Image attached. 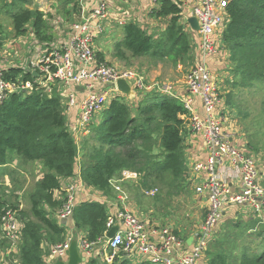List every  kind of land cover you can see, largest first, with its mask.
I'll list each match as a JSON object with an SVG mask.
<instances>
[{
  "label": "trees",
  "instance_id": "1",
  "mask_svg": "<svg viewBox=\"0 0 264 264\" xmlns=\"http://www.w3.org/2000/svg\"><path fill=\"white\" fill-rule=\"evenodd\" d=\"M70 3L72 12L77 13V0H66L62 9ZM182 4L181 0H159L151 10L154 19H167L166 27L158 35L149 34L134 22L122 26L123 37L115 45V57L167 60L174 66L190 60V32L180 22ZM65 13L71 15L70 11ZM225 13L227 21L221 41L230 53L229 71L238 79L232 82V87L247 88L264 81V0H229ZM11 18L16 36L25 35L26 26L31 24L38 40L53 39L42 12L19 7ZM5 79L33 84L31 91L8 94L0 104V168L12 162L10 154L14 153L19 161L37 162L44 169L29 196L30 217L19 213L22 223L19 264H45L49 247L63 243L66 238L65 227L53 217L65 201L55 197V193L60 192L62 180L75 175L79 148L68 130L63 101L56 88L47 95L37 84L38 77L20 68L6 69ZM100 114L101 121L91 130L95 144L89 152L90 161L80 171L86 186L108 195L110 179L124 170L142 174L146 183L155 178L167 179L169 184L183 180L186 111L179 99L153 92L144 95L132 109L124 97L117 95ZM9 209L18 211L0 198V225ZM262 213L264 216V209ZM254 216L259 219L261 215ZM72 220L76 233H84L87 243L98 244L104 239L108 207L101 202H82L74 207ZM257 223L260 220L249 221L244 230H253ZM237 225L240 226L239 222ZM73 238H77L75 234ZM215 242L210 246L215 245L212 249L219 251H207L204 264H264V250L259 254L245 250L235 259L234 253L226 254ZM85 264L107 263L91 257ZM112 264L133 263L115 257Z\"/></svg>",
  "mask_w": 264,
  "mask_h": 264
},
{
  "label": "built area",
  "instance_id": "2",
  "mask_svg": "<svg viewBox=\"0 0 264 264\" xmlns=\"http://www.w3.org/2000/svg\"><path fill=\"white\" fill-rule=\"evenodd\" d=\"M159 0H149L154 8ZM182 1V0H181ZM183 0L182 2H185ZM229 0H195L191 7L190 17H195L199 30L193 31L187 25L188 31L197 34L196 64L185 77L187 90L184 98L179 101L186 111V123L189 130L198 135L206 148V159L197 161L191 168V183L198 197L205 198V213L197 238L188 252H183L182 241L168 225L146 222L135 215L127 207L129 199L122 189V184L135 180L141 175L136 172L122 171L121 179L112 178L110 186L118 195L120 208L113 216H108L104 243L110 262L114 258H124L128 261L136 256L151 264H204V252L208 244L215 238L218 227L232 206L246 208L259 217L264 223V173L260 172L258 164L250 153L239 148L237 141L227 127L228 110L219 94V84L214 79L210 61L217 56V44L222 43L221 35L227 21L226 7ZM108 17L105 4L99 3L90 11L82 22L72 26V36L67 43L52 47L50 51L36 59L30 67H24V72H35L37 84L44 88L47 95L56 88L67 109L76 105L73 88L83 86L86 90L79 109L78 131L82 132L91 123L93 117L104 110L111 99L123 95L117 90L116 82L125 80L130 83L133 94L146 90L143 76L130 70L115 68L112 65L97 60L94 42L103 32V22ZM127 24L124 20L118 25ZM197 43V45H196ZM7 58L0 53V104L6 95L32 90L33 84L17 81L12 83L5 79L4 62ZM101 86L107 87L104 92ZM98 88V91H96ZM156 91L162 95L175 97L169 85L156 86ZM199 99L202 114L194 112V100ZM221 169L233 168L238 172L240 191L235 192L229 181L223 177ZM68 183L60 186V192L65 201L57 212L59 221L72 218L75 205V193L84 187L81 177L69 178ZM157 189L144 191L145 195L153 196ZM14 212V213H13ZM14 210H6L1 219L2 240L7 243L5 257L15 253L19 241L20 223L15 218ZM17 213V212H16ZM118 224V229L111 239L106 238L107 232ZM78 241V240H77ZM70 239L53 246L45 264H53L57 259L67 256ZM79 247L86 253L94 244L86 242L84 236L79 238ZM9 263V262H8ZM3 262L2 264H8Z\"/></svg>",
  "mask_w": 264,
  "mask_h": 264
},
{
  "label": "rangeland",
  "instance_id": "3",
  "mask_svg": "<svg viewBox=\"0 0 264 264\" xmlns=\"http://www.w3.org/2000/svg\"><path fill=\"white\" fill-rule=\"evenodd\" d=\"M20 2L21 0H0V40H3V38L9 39V41L17 39L15 33L12 31L11 14H14L19 7L27 8L31 11L42 12L52 30H54L53 27L57 28L60 24L64 23L65 20L67 21V25L70 24L71 21H74V19H70L65 15L62 9L65 0H24ZM155 21L157 25L150 26L149 24H144L143 29L149 34H160L162 28L167 24V19H156ZM26 28L32 31L31 24H28ZM119 32V28H113L110 34L111 38L109 39L110 44L107 43V45L103 46V54H105L104 56L106 58H104V63L113 65L115 68L133 71L144 78L147 76L148 80L156 74L158 76L155 77L154 82L157 86H172L173 84L177 86L178 80L184 83L186 74L196 64L197 48L195 46V40L197 34L195 33H189L191 45L190 60L186 61L184 64L174 66L167 60H156L152 58L132 59L129 58V55H126V59L115 57V45L120 40ZM28 33L23 37L26 38V40L32 37V35ZM100 57L103 58L101 53ZM229 58L230 53L227 46L224 45V43H218L217 56L212 59V63L210 64L213 76L215 75L219 79V94L224 102V108L228 110L227 129L234 136L239 148L253 155L259 169H264V81L256 82L247 88L241 86L232 87V82H237L238 79H236L237 77L234 79L232 72L229 71L231 65ZM12 62L16 63L15 60ZM222 73L225 75L228 73L230 77H226L223 86H220L222 82L220 79L221 75H223ZM145 81L148 84L146 79ZM156 89L157 88H155V90ZM100 115L99 113L93 117L91 121L93 122L95 120L93 125H96V121H98ZM93 125L89 126V130L94 127ZM88 135L91 139L92 131ZM77 143L78 148L81 149L84 144L83 139L78 140ZM94 144L95 142H93V140H91L90 143L88 142L87 149L91 151ZM156 152H159V150ZM22 164L23 162L18 160L13 169L5 167L0 174V198H2L7 205H13L17 208L18 211H16L17 213L15 212V218L17 222L20 223L21 227L22 223L19 213L23 212L30 217L29 196L35 191V175H38V173L34 174L33 172L35 166L28 170V167ZM5 173L8 179L5 178ZM25 175H27V177ZM140 175L141 176L137 179L129 180L122 184L129 198L136 202L135 204L138 211L146 212L160 222L173 224L175 232L184 237L190 230L197 227L202 222L203 210L195 197L194 187L188 185L185 175L183 180L176 184H169L167 179L160 180L156 178L148 179L146 183L143 175ZM116 178L121 179V174ZM150 189H157L155 195L148 196L144 194V191H149ZM58 197H62L61 193L57 198ZM237 209L238 208L232 209L231 214L233 215H227L224 218L223 222L218 227L215 235L217 241H215L220 244L221 250L226 254L234 253L235 259L239 258L245 250L259 254L264 250V223H257V226L253 230L245 231L244 226L249 221L259 219L254 216L255 213H253V211ZM58 211L59 210H56L53 216L57 221ZM237 222L240 224L239 227ZM0 236L2 240L3 233L1 225ZM67 238H65V240ZM215 241L207 246L204 252V261L207 257V251H219L212 249L215 245L212 247L210 246ZM21 242L22 237L20 230L19 241L17 243L18 249L20 248ZM3 245L4 248L7 247L6 242ZM216 247L219 248L218 246ZM16 254L17 251L4 261L14 262L17 257ZM106 254H108V251H106ZM2 256L0 252V257ZM100 261H103L101 256ZM110 264H112V262H110Z\"/></svg>",
  "mask_w": 264,
  "mask_h": 264
},
{
  "label": "crops",
  "instance_id": "4",
  "mask_svg": "<svg viewBox=\"0 0 264 264\" xmlns=\"http://www.w3.org/2000/svg\"><path fill=\"white\" fill-rule=\"evenodd\" d=\"M77 2H78V7H79V11L77 13L72 12V4L71 3L66 5L65 10H64V12L65 11L71 12L70 16L67 15L66 13H65V15H67L70 19H74V21L73 22L71 21V23L67 25V23H66L67 21L65 20V22L60 24L57 28L53 27L54 30H52V29L50 30L52 35H53V39H51L50 42L38 40L35 37L33 31H29V30H27V32L25 33V35H26L29 32L28 34L32 35V37L29 40H26V38H23L25 35L16 36L17 39H14L11 41H9V39H5V38H3V40H0V53L4 57L7 58V61L4 62L3 68L6 70L8 68L14 67V68H20L23 70L24 67H27V68L30 67L32 63L36 62V59L38 57H41L44 54H46L48 51L51 50V48L53 46L56 47L59 44L67 43L72 36V26L76 23L82 22V20L87 16V14L90 11H92L93 9H95L99 3L105 4L107 7V10H108V17L103 22V32L94 42L95 56L97 57V60L102 62V63H104V58H105V56H104L105 54H103V50H104L103 46H105V45H107V43H109V39L111 38L110 34H111L112 29L115 27L119 28V30H120V32H119L120 33V40L119 41H121V39L123 37L122 28H121L122 26L118 25L119 21L124 20L125 23L126 22L127 23L134 22V23H137L141 28H144V24H149L150 26L151 25H153V26L157 25V23L155 21L156 19L151 17V10L153 9L152 8L153 6L149 2V0H77ZM194 2H195V0H186L182 4V17H181L180 22L182 25H184L186 27L187 30H189L187 28V25H189L187 20H188V18H190L191 7L194 4ZM165 27H166V25L164 26V28ZM164 28H162V30H164ZM12 31H13V27H12ZM189 32L192 33L191 31H189ZM4 40H6V41H4ZM23 48H24V51H23ZM100 53L102 54L103 58L100 57ZM13 60H15L16 63L15 62L13 63L12 62ZM211 63H212V60L210 61L209 65ZM227 72H228V70H227ZM34 73L35 72H33V74ZM227 74L221 75L220 79L222 80V82L220 83V86H223V82L225 81L226 77H229V74L228 75ZM35 76L37 77V74ZM157 76L158 75L154 74L153 77L150 78V80L147 79V76L144 78L148 81V84L145 81L146 90L141 92V97H140V93H137V94L134 93L130 96L123 94L122 97H124V101L126 102V104L128 106H130L132 109H135L144 95L150 94L153 92L156 93L157 91L155 90V88L157 85L154 82V80H155V77H157ZM214 79L217 80V82L219 84L218 77H216L214 75ZM174 86H176V85L173 84L171 86L173 95H175V97H177L178 99H179V97L184 98V96L187 93V90H186V87H185V84L183 83V81L179 82V80H178L177 86L176 87H174ZM73 90H74V94L76 97V105L74 107H72L71 109H69V108L67 109V107L65 105V101H63V105H64V109H65V117H66L68 130L72 134L76 143L78 140H82V139H83V143H84L82 148L79 149L77 165L75 167V175L73 176L74 178H78V177L80 178V171H81L82 165L87 164L90 161L89 160V152L90 151L87 149V146H88V142L89 143L91 142V139H90V136L88 134L92 130V129L89 130V126H92L93 123L95 122V120L93 122H91L85 130L82 129V132L78 131V124H79L78 120H79V114H80L79 105H80V101H81L83 95H85V93H86V90H84L83 86H76L73 88ZM99 90L100 91H98V88H96V91L104 92L105 90H107V87L100 85ZM194 112L198 115L202 114V106H201V101L199 99L194 100ZM99 121H101V115L98 118V121H96V125L99 123ZM77 146H78V143H77ZM182 147H183L184 160H185V162H184L185 163V171H186L185 177L187 179L188 185L193 186V184L191 183V168L195 162L204 161L206 159V148H205V145H204L202 139L198 135L193 134L189 130L187 123L185 124L184 132H183ZM10 155H12L13 160L10 164L6 165L5 167L6 168L9 167V168L13 169L14 166L17 164L19 159L15 156V154H10ZM22 165L27 166L28 170L31 169L33 166H35L34 167L35 170L33 172H34V174L38 173L37 176L35 175V181L36 182L39 179H41V177L44 174L43 167L41 166V164H39L37 162H31V163H24L23 162ZM5 167H1L0 172ZM220 171L223 174V177H225L229 181L232 189L235 192H239L240 187H239L238 172L233 168H230V169H221L220 168ZM260 172L264 173V169L261 168ZM4 176L6 179H8V177L6 176V173L4 174ZM25 176L27 177V175H25ZM69 181H70L69 179H64L61 181V185L64 183H68ZM122 189L124 190L123 187H122ZM57 196H59V192L55 193V197H57ZM195 197H196L197 201L199 202L201 209L203 210V218H204L205 198L198 197L196 194H195ZM87 201H95V202H101V203L106 204L108 207V216H113L117 212V210L120 208V202L118 200V195L113 190L112 187L110 189V193L108 195H105V194H103V192L94 190L93 188L88 187L84 184V187L77 190L75 193V205H78L82 202H87ZM135 203H136L135 201H133L129 198L127 201V207L130 211H132L135 215L139 216L142 220H144L146 222H154V223H157L160 225H163V224L168 225L172 230H174L173 224L160 222L157 219H155L152 215L147 214L146 212H143V211H138ZM236 207H238V206H232V209H235ZM232 209L229 210L230 215H233V214H231ZM239 209L246 210V208H244V207L238 208L237 210H239ZM262 215H263V213H262ZM58 222L60 223V225L65 227L66 238L68 237L67 239H70V241L75 239V238H73V235L75 234L77 237L76 239L78 240L77 242L79 243V238L81 236L85 235L84 233H76V231L74 229V223H73L72 218H70L69 220H66V221H59L58 220ZM202 222H203V219H202ZM202 222L197 227H194L192 230H190L185 237L183 235L177 234V236L182 241H184V243H185L184 247L182 248L183 252H188L189 250L192 249L193 244L196 241V238H197V235H198V232H199V229H200ZM4 243H5V241L1 240V236H0V252H1V256L3 255L2 257H0V264L5 262L4 260L6 259V257H5V251L6 250L3 247ZM78 248H79L81 255L86 259V262L91 257H95V258H98L100 260V256H101L102 260L105 263L110 264V261H108L109 257H107V254H106V249H104V243H101V244L98 243V244L93 245L91 247L89 253L84 252L79 246H78ZM51 249H52V247H49L48 252L45 254L44 263L47 260V257L49 256ZM16 251H17L16 260L14 262L8 261L9 263L8 262H6V263H8V264H19L20 249L16 248ZM8 258H9V256H8ZM65 260H67V256L64 258V261ZM130 262H132L133 264L145 263L143 258H139L138 256L134 257L132 259V261H130ZM146 263H149V262H146Z\"/></svg>",
  "mask_w": 264,
  "mask_h": 264
},
{
  "label": "water",
  "instance_id": "5",
  "mask_svg": "<svg viewBox=\"0 0 264 264\" xmlns=\"http://www.w3.org/2000/svg\"><path fill=\"white\" fill-rule=\"evenodd\" d=\"M188 24L190 25L191 29L193 31H198L199 26L197 23V20L195 17H190L187 20ZM34 76L36 75L35 73L33 74ZM116 87L117 90L120 93H123L127 96H130L133 94L130 83L125 80H118L116 82ZM118 225L113 226L106 234L107 239H111L114 236V233L117 231ZM78 242L77 239H73L70 241L69 248L67 251V260H62V259H57L53 262V264H85L86 259L81 255L79 248H78Z\"/></svg>",
  "mask_w": 264,
  "mask_h": 264
}]
</instances>
